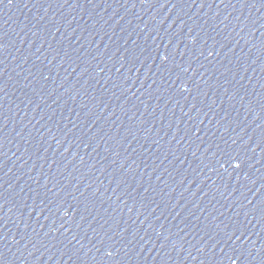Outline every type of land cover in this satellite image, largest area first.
I'll return each instance as SVG.
<instances>
[{
	"label": "water",
	"instance_id": "1",
	"mask_svg": "<svg viewBox=\"0 0 264 264\" xmlns=\"http://www.w3.org/2000/svg\"><path fill=\"white\" fill-rule=\"evenodd\" d=\"M0 264H264V0H3Z\"/></svg>",
	"mask_w": 264,
	"mask_h": 264
},
{
	"label": "snow or ice",
	"instance_id": "2",
	"mask_svg": "<svg viewBox=\"0 0 264 264\" xmlns=\"http://www.w3.org/2000/svg\"><path fill=\"white\" fill-rule=\"evenodd\" d=\"M3 0H0V3H2ZM13 2V0H8V3L11 4Z\"/></svg>",
	"mask_w": 264,
	"mask_h": 264
}]
</instances>
